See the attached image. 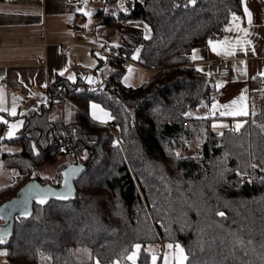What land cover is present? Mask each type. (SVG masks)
Returning <instances> with one entry per match:
<instances>
[{
  "label": "trees",
  "instance_id": "16d2710c",
  "mask_svg": "<svg viewBox=\"0 0 264 264\" xmlns=\"http://www.w3.org/2000/svg\"><path fill=\"white\" fill-rule=\"evenodd\" d=\"M126 7L94 13L96 29L106 26L122 38L120 56L99 54L95 68L76 67L72 80L58 75L48 102L22 113L19 135L4 139L17 149L1 154L0 163L19 177L0 187V205L32 180L59 187L62 170L78 157L87 165L73 198L34 202L31 215L15 218L4 244L9 261L108 264L126 261L140 244L146 264L151 248L179 242L186 264H264V76L250 80L254 108L238 130L218 132L213 116L189 114L218 102L224 87L221 77L191 62V53L222 38L232 13L244 16L242 0H126ZM138 19L149 24V37ZM139 45L135 63L155 73L141 86H126L123 60ZM107 63L110 74L101 78ZM91 101L111 120L93 119ZM61 104L68 107L52 114ZM67 153L74 161L61 162L54 176L38 174Z\"/></svg>",
  "mask_w": 264,
  "mask_h": 264
},
{
  "label": "crops",
  "instance_id": "0c3cea01",
  "mask_svg": "<svg viewBox=\"0 0 264 264\" xmlns=\"http://www.w3.org/2000/svg\"><path fill=\"white\" fill-rule=\"evenodd\" d=\"M101 2L102 0H13L7 3L0 0V92L4 98L3 109H7H0V116L7 121H0L6 131V137H3V132L0 134V155L17 149L16 145L4 139L19 135L25 122L20 116L22 113L48 102L50 86L58 75L63 73L69 77L75 76L76 67L95 68L98 65L99 57L90 45L101 43L97 32L88 28L87 21L90 17L86 13L91 12L94 17L93 8ZM244 2L253 14L252 25L248 24L244 12V16L239 20L231 19L222 38L213 41L217 47L216 52L212 51V45L208 44L195 48L197 59H192L193 51L190 56L191 62L198 67L206 64L209 66L208 61L212 57L229 58L231 74L217 81L219 85H224L218 101L219 110L215 116L209 115L213 116L212 128L218 132L232 126L218 129L213 127L214 124L226 125L222 121L228 123L238 119L244 121V117L251 111L250 80L257 75L264 76L261 75L264 73V0ZM237 24L240 28H247L248 34L237 30ZM70 26H83L85 32L76 38L69 33ZM244 40L251 43L241 46L238 41ZM65 45H69L67 51L64 50ZM231 45H235L234 50L231 54H226ZM41 60H45V63H41ZM154 73V70L134 62L127 67L122 81L126 86H141ZM242 95L243 99L238 100L235 107L244 108L247 115H220L225 111L222 105L231 104V101ZM13 103L16 104L15 116L11 114ZM93 103L103 107L100 103L91 101L90 116L100 122L110 121L111 119L103 117L99 109L96 111L102 119L93 117ZM102 109L111 116L109 110L104 107ZM204 112L206 113V110ZM19 121H22V124L9 138L7 128L9 131L10 126ZM237 125L232 128L238 130Z\"/></svg>",
  "mask_w": 264,
  "mask_h": 264
},
{
  "label": "rangeland",
  "instance_id": "374dc122",
  "mask_svg": "<svg viewBox=\"0 0 264 264\" xmlns=\"http://www.w3.org/2000/svg\"><path fill=\"white\" fill-rule=\"evenodd\" d=\"M121 5H123V7H121ZM103 7L104 9H106L108 12H117L118 10L120 9H127L126 7V0H118V2L115 4V3H108L106 0H102L101 3H98L94 8H93V12H96V10L98 8H101ZM232 21V20H231ZM87 26L89 29H93L94 31L97 32V37L99 38L98 40H100L99 42L101 43V45L104 44V42H106V44H115V45H118L121 43L122 41V38L117 36L115 33H116V30L114 29H109L107 28L106 26H103V25H100L97 27H95L94 25V17L91 15V17L88 19L87 21ZM135 24L140 27L143 32H144V35L146 37H149L150 34H151V28L149 26V24L145 21V20H142V19H138L135 21ZM144 25H148V28L150 29L147 34H145L146 30H145V27ZM228 27V26H227ZM95 37V35H93ZM137 49L139 50L137 52ZM140 50H141V46L139 45L136 50L134 51L133 55H132V63H134L135 61H137L139 58V54H140ZM111 68L112 66L107 63V65L103 68V73L102 75L100 74L99 77H107L109 74H110V71H111ZM199 69L202 70L203 72H211L210 71V68L208 66V64L206 65H202L199 66ZM129 71V70H128ZM92 78V77H90ZM92 80V79H91ZM89 81V80H88ZM58 93L61 94L60 91L57 90ZM63 100H66V98L63 96ZM253 103V106L251 105L252 108H254V102ZM215 104H217V108L215 110H213L212 108V105L210 106H206V105H202L196 109H193L190 111V115L191 116H209V115H213L215 116L216 112L219 110V104L218 102H215ZM61 106L60 109H58V106L57 107H54V109L52 110V114L53 113H56L58 112L59 110H64L66 107H68L67 105H59ZM103 108V107H102ZM241 108V107H239ZM204 110H206V113L204 112ZM90 112V111H89ZM222 121V120H221ZM224 124L226 125H216V127L218 129H222L224 127H229V126H232V127H235L236 124H240V126L242 125L241 123H244L243 120H237L236 122L235 121H228V123H231L232 125L228 124L226 121H222ZM7 132H8V128H7ZM10 138V137H9ZM198 143V141L192 143V147L190 148V150L192 151V148L194 147V149H197L198 148V145L196 146V144ZM75 155L74 153H67L66 155H64L63 157L60 158V160L55 163V164H47V165H44L42 167H40L37 172L38 174L42 175V176H49V177H52L54 176L56 173H57V168L59 166V164L61 162H73L74 161V158ZM19 177V174H18V171L16 169H11L3 164L0 165V185H6L8 183H11L13 181H15L17 178ZM169 244H172L173 245V248H169L168 245ZM176 244H179L183 250H184V255L187 257V254H186V251L183 247V245L179 242H174V243H164L163 245H161L159 251L158 249L155 247V248H151V256H150V259L148 261V263L146 264H152V256L155 255L157 257L156 259V264H165V256H167L168 258V264H177V258L176 256L174 255V253H178V249L175 248V245ZM137 245V244H136ZM140 245V244H139ZM141 246V245H140ZM7 250L6 246L5 245H0V251H4ZM134 251L137 252V258L135 260V264H141L140 261H139V257H140V253H141V247L139 250L133 249V251L129 254L131 255ZM0 264H11V262L9 261V258L6 255H0ZM94 264H103L100 260L96 259L95 260V263ZM108 264H134L133 261L127 259L126 261H119V260H115L113 262H110ZM183 264H186V260L183 261Z\"/></svg>",
  "mask_w": 264,
  "mask_h": 264
},
{
  "label": "snow or ice",
  "instance_id": "6c2138e0",
  "mask_svg": "<svg viewBox=\"0 0 264 264\" xmlns=\"http://www.w3.org/2000/svg\"><path fill=\"white\" fill-rule=\"evenodd\" d=\"M188 3L194 5L196 3V0H188ZM242 3H244V12H245V15L247 16V22L251 26L252 25V22H253V14L248 9V7H247L246 3L244 2V0H242ZM121 7H123V5H121ZM105 11H107V10L105 9ZM125 11H127V9H125ZM86 15H88L89 17H91L92 13L91 12H88V13H86ZM113 15H115V14H113ZM232 16H233V19L234 20H239L240 19V17H238L236 15V13H232ZM144 27H145V30H146L145 34H147V32L150 29L148 28V25H144ZM237 30L244 32L246 35L248 34V29L247 28H240L239 24H237ZM238 43H240L241 46H243L245 44L251 43V41L244 40L242 42L238 41ZM209 44L212 45V51L216 52L217 51V47L213 43L212 40H209ZM234 48H235V45L229 46L226 54H231L232 51L234 50ZM138 51L139 50L137 49V52ZM97 55H99V54H97ZM197 58H198L197 57V50L196 49H193L192 59L195 60ZM61 74H63V73H61ZM261 75H264V73H261ZM74 78H75L74 76H70L69 77L70 80H72ZM88 80H89L90 83L92 82V80H91L90 77L88 78ZM240 99H243V95L241 97H239V98L234 99L233 101H231V104L222 105L221 107H223L225 109V111H222L220 113V115L221 116H229V115L236 116V115H241V114L247 115V112H246V110L244 108L241 107V108L237 109L235 107L238 104V100H240ZM3 104H4L3 93L0 92V109H3ZM91 107L93 109L92 115L96 119H102V116L101 115H98V113L96 111L97 109H99L100 113L103 114V117H107L108 119H111L112 118L110 116V114L107 113L106 111H104L102 108H100L99 105L93 103L91 105ZM212 108H213V110H215L217 108V104L213 103ZM3 110L7 111V109H3ZM11 114L13 116L16 115V104L15 103H13V105H12ZM185 115H188V113H186ZM0 121H3L4 123H7V121L4 120V118L2 116H0ZM20 124H22V121H19V122L15 123V124H12L10 126V129H9L8 133H7V136L8 137H12L14 135V130L17 127H19ZM213 127H216V125L214 124ZM238 127H239V124L237 125V128ZM176 155L179 156V153H177ZM77 171H78V169L71 168L69 171H66L64 173V184L69 187V190H71V186L69 185V182H68L69 181V176L70 175H74ZM33 190H36V191L33 192ZM28 191H29L30 194H34L35 195V197L38 199V201H39L40 204H44L46 202L47 197H48L49 194L56 195V193H50V190L48 192H45L44 190H39V186L38 185H30ZM7 207H8V205H5V208H7ZM5 208H0V219L3 218V214L5 212ZM28 214L29 213L26 210L22 213V215H28ZM219 214L221 216L224 215V213H219ZM7 234L8 233L6 231H0V243H4L5 242V236ZM134 247H135V249L139 250L141 246L139 244H137ZM168 247L171 249V248H173V245L172 244H169ZM175 248L178 249V253H174V255L177 258V264H183V261L187 259V257L184 255V250H183V248L179 244H176L175 245ZM6 254H7V251L6 250L0 251V255H6ZM136 258H137V252L136 251H134L131 255H129L127 257V259L133 261L134 264H135ZM151 259H152V264H156L157 257L155 255H153ZM165 264H168V258H167V256H165Z\"/></svg>",
  "mask_w": 264,
  "mask_h": 264
},
{
  "label": "water",
  "instance_id": "95a60500",
  "mask_svg": "<svg viewBox=\"0 0 264 264\" xmlns=\"http://www.w3.org/2000/svg\"><path fill=\"white\" fill-rule=\"evenodd\" d=\"M86 167V163H70L62 170L63 177L59 187L48 183L43 184L38 180H32L20 187L14 197L2 203L0 208H5V205H8V207L5 208L3 218L0 219V231H6L8 234L5 236V242L0 243V245L6 244V242L10 239L15 218L17 216L31 215L34 202L39 203L35 195L29 193L28 189L30 185H38L39 190H44L45 192L50 190V193H56V195L49 194L45 203H48L51 199L69 200L76 194L75 179L85 172ZM71 168H76L78 171L74 175L69 176L68 182L71 186V190H69V187L64 184V173L69 171ZM34 191L36 190H33V192ZM25 210L29 213L28 215H22Z\"/></svg>",
  "mask_w": 264,
  "mask_h": 264
},
{
  "label": "built area",
  "instance_id": "2783aa9c",
  "mask_svg": "<svg viewBox=\"0 0 264 264\" xmlns=\"http://www.w3.org/2000/svg\"><path fill=\"white\" fill-rule=\"evenodd\" d=\"M4 2H13V0H3ZM69 33H72L74 37L79 38L82 36L83 32H85V28L83 26H70L69 27ZM92 51H95L98 54H102L108 57H119L120 56V49L118 45L115 44H107L106 46H101L97 44L90 45ZM69 49V45L64 46V50L67 51ZM45 60H41V63H45ZM209 67L211 69L212 74L215 77H225L231 74L232 68L230 65L229 58L227 57H212L209 59ZM132 64L131 59H124L123 65L126 67H129ZM263 84V83H261ZM6 131H3V137H6ZM114 138L116 140L121 139V133L118 129L114 130ZM52 145L54 147H57L59 144L58 141L55 139H52ZM66 148L70 149L71 147L68 144ZM78 163H84L83 158L78 157Z\"/></svg>",
  "mask_w": 264,
  "mask_h": 264
}]
</instances>
